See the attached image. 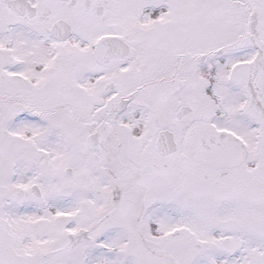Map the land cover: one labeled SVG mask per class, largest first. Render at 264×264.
<instances>
[{"label": "snow or ice", "instance_id": "6c2138e0", "mask_svg": "<svg viewBox=\"0 0 264 264\" xmlns=\"http://www.w3.org/2000/svg\"><path fill=\"white\" fill-rule=\"evenodd\" d=\"M0 264H264V0H0Z\"/></svg>", "mask_w": 264, "mask_h": 264}]
</instances>
